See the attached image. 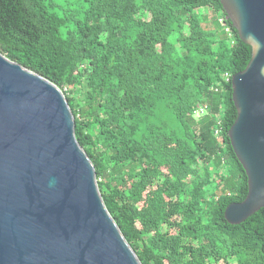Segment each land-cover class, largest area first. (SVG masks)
Returning <instances> with one entry per match:
<instances>
[{
	"label": "trees",
	"instance_id": "1",
	"mask_svg": "<svg viewBox=\"0 0 264 264\" xmlns=\"http://www.w3.org/2000/svg\"><path fill=\"white\" fill-rule=\"evenodd\" d=\"M0 52L63 90L143 264H264V208L225 216L249 191L226 73L252 47L220 0H0Z\"/></svg>",
	"mask_w": 264,
	"mask_h": 264
},
{
	"label": "water",
	"instance_id": "2",
	"mask_svg": "<svg viewBox=\"0 0 264 264\" xmlns=\"http://www.w3.org/2000/svg\"><path fill=\"white\" fill-rule=\"evenodd\" d=\"M252 47L232 76V147L249 191L225 216L264 208V0H220ZM0 264H143L102 196L63 90L0 52Z\"/></svg>",
	"mask_w": 264,
	"mask_h": 264
},
{
	"label": "rangeland",
	"instance_id": "3",
	"mask_svg": "<svg viewBox=\"0 0 264 264\" xmlns=\"http://www.w3.org/2000/svg\"><path fill=\"white\" fill-rule=\"evenodd\" d=\"M64 1L65 0H55V2L59 3V4H64ZM214 24L220 29V30H224L225 29V26L223 23L221 22H218V18L216 17L215 18V22Z\"/></svg>",
	"mask_w": 264,
	"mask_h": 264
},
{
	"label": "built area",
	"instance_id": "4",
	"mask_svg": "<svg viewBox=\"0 0 264 264\" xmlns=\"http://www.w3.org/2000/svg\"><path fill=\"white\" fill-rule=\"evenodd\" d=\"M220 21L222 23H224L225 20H224V18H221ZM231 78H232V75L229 74V73H226V79L227 80H230ZM203 112H204V109L203 108H201L200 110H198V112H197L198 113V116L201 115Z\"/></svg>",
	"mask_w": 264,
	"mask_h": 264
}]
</instances>
